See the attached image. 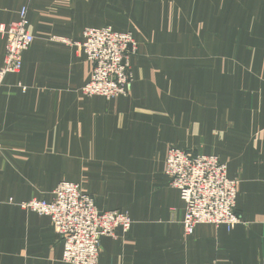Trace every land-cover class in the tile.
Here are the masks:
<instances>
[{"label":"crops","instance_id":"1","mask_svg":"<svg viewBox=\"0 0 264 264\" xmlns=\"http://www.w3.org/2000/svg\"><path fill=\"white\" fill-rule=\"evenodd\" d=\"M24 7L35 41L0 86V264H67L51 219L20 207L62 182L133 222L100 264H264V0H0V26ZM105 27L138 44L113 100L82 94L83 32ZM5 53L0 35V69ZM172 148L227 166L241 224L185 235Z\"/></svg>","mask_w":264,"mask_h":264},{"label":"built area","instance_id":"2","mask_svg":"<svg viewBox=\"0 0 264 264\" xmlns=\"http://www.w3.org/2000/svg\"><path fill=\"white\" fill-rule=\"evenodd\" d=\"M0 35L6 39L1 86L8 74L22 70L23 56L35 41L29 32L28 8H22L17 21L0 26ZM83 36L84 53L93 65V75L82 94L106 100L126 96L132 80L131 59L138 53L133 35L105 27L86 29ZM164 172L185 203L182 224L186 236L193 235L202 224L225 226L230 231L242 223L236 213L239 182L228 177L227 166L217 156L194 155L172 148ZM53 195L51 202L32 199L20 207L51 219L64 247V263L99 264L102 238L115 237L117 229L127 233L132 227L128 213L99 211L95 200L78 184L62 182Z\"/></svg>","mask_w":264,"mask_h":264},{"label":"rangeland","instance_id":"3","mask_svg":"<svg viewBox=\"0 0 264 264\" xmlns=\"http://www.w3.org/2000/svg\"><path fill=\"white\" fill-rule=\"evenodd\" d=\"M87 29H101V28H87ZM111 29H112V28H111ZM85 30H86V29H85ZM85 30H84V31H85ZM112 30H113V29H112ZM83 33H84V32H83ZM84 42H85V40H84V36H83V42L80 44V48L82 49V52H83V54L85 55V53H84V49H83V44H84ZM137 54H138V53H137ZM85 57H86V59L88 60V58H87L86 55H85ZM132 58H133V57H132ZM88 61H89V60H88ZM89 62H90V61H89ZM90 63H91V62H90ZM91 64H92V63H91ZM92 66H93V65H92ZM131 73H132V66H131ZM132 81H133V76H132V80H131V82H132ZM130 84H131V83H130ZM130 84H129V85H130ZM129 85H128V86H129ZM84 87H85V86H84ZM84 87H83V88H84ZM83 88H82V89H83ZM83 95H84V94H83ZM127 95H128V87H127ZM127 95H126V96H127ZM84 96H85V95H84ZM126 96H122V97H126ZM101 98H102V97H101ZM118 98H119V97H118ZM204 156H205V155H204ZM70 183H71V182H70ZM75 184H76V183H75ZM78 185H80V184H78ZM80 186H81V185H80ZM81 188H82V187H81ZM82 190H83V189H82ZM179 194H180V193H179ZM91 197H92V196H91ZM92 198H93V197H92ZM180 198H181V197H180ZM93 199H94V198H93ZM202 225H207V224H202ZM198 226H199V225H198ZM198 226H197V227H198ZM212 226H213V225H212ZM130 230H131V229H130ZM195 230H196V229H195ZM191 236H192V235H191ZM99 264H100V260H99Z\"/></svg>","mask_w":264,"mask_h":264}]
</instances>
